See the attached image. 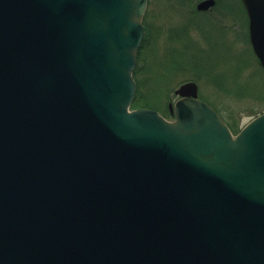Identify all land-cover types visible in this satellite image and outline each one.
<instances>
[{"label": "water", "instance_id": "obj_1", "mask_svg": "<svg viewBox=\"0 0 264 264\" xmlns=\"http://www.w3.org/2000/svg\"><path fill=\"white\" fill-rule=\"evenodd\" d=\"M147 5L0 0V264H264V114L234 136L193 82L129 111Z\"/></svg>", "mask_w": 264, "mask_h": 264}, {"label": "rangeland", "instance_id": "obj_2", "mask_svg": "<svg viewBox=\"0 0 264 264\" xmlns=\"http://www.w3.org/2000/svg\"><path fill=\"white\" fill-rule=\"evenodd\" d=\"M199 1L148 0L143 20L147 42L136 66L144 74L137 79L166 120L174 121L167 111L181 99L175 92L193 82L198 99L241 131L264 114V70L248 45L240 0H216L220 6L206 16L195 14Z\"/></svg>", "mask_w": 264, "mask_h": 264}, {"label": "trees", "instance_id": "obj_3", "mask_svg": "<svg viewBox=\"0 0 264 264\" xmlns=\"http://www.w3.org/2000/svg\"><path fill=\"white\" fill-rule=\"evenodd\" d=\"M217 5H219V2H217ZM243 13H244V10H243ZM244 16H246V15L244 14ZM146 42H147V39H146V36H145L144 44H143L141 50H143V47L146 44ZM247 42H248V40H247ZM139 52L140 53H139V56H138V62L140 64V62L142 63L143 51H139ZM139 73H141L140 75L142 76L144 74V69L139 67V68L136 69V71L134 73V78H135V81L137 82V93H136V98L134 100L133 106H134L135 109H151V110L158 111L157 108H155V106H153V102H151V100L149 99L147 94L146 95L144 94L143 90H144L145 86H144V83H142L143 80L140 81V80L137 79V76H138ZM167 113L170 114V110L167 111ZM227 124H228V127L230 128V130H232L233 133H235V134L239 133V127H238V124L236 125V122H233V123H228L227 122Z\"/></svg>", "mask_w": 264, "mask_h": 264}, {"label": "flooded vegetation", "instance_id": "obj_4", "mask_svg": "<svg viewBox=\"0 0 264 264\" xmlns=\"http://www.w3.org/2000/svg\"><path fill=\"white\" fill-rule=\"evenodd\" d=\"M201 1H204V0H200L199 2H201ZM199 2H197L196 4H194L195 6H194V8H195V14H197V15H201V16H206V14L208 13V12H210V11H207V12H199L198 10H197V6H198V4H199ZM240 6V9H241V11H242V14L244 15H246V16H244V19H245V25H244V31H245V35H246V38H247V40H248V45H249V47H250V49H251V51H252V46H251V43H250V36H249V19H248V16H247V13H246V10L244 9V7L242 6V4L240 3L239 4ZM243 8V9H242ZM243 10H244V13H243Z\"/></svg>", "mask_w": 264, "mask_h": 264}]
</instances>
